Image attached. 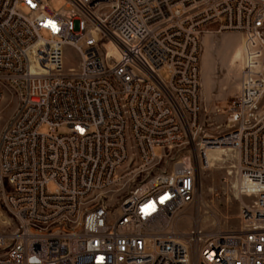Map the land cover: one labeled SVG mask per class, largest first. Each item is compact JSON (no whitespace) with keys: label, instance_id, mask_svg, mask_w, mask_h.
<instances>
[{"label":"built area","instance_id":"built-area-1","mask_svg":"<svg viewBox=\"0 0 264 264\" xmlns=\"http://www.w3.org/2000/svg\"><path fill=\"white\" fill-rule=\"evenodd\" d=\"M47 1L0 0V103L16 100L0 131V264H264V0ZM211 27L244 46L215 135L201 123ZM226 151L249 200L239 229L204 228L196 209L179 230L198 169Z\"/></svg>","mask_w":264,"mask_h":264},{"label":"rangeland","instance_id":"rangeland-1","mask_svg":"<svg viewBox=\"0 0 264 264\" xmlns=\"http://www.w3.org/2000/svg\"><path fill=\"white\" fill-rule=\"evenodd\" d=\"M65 0H48V9L58 12L65 7ZM209 33L201 38V123L203 132L215 135L224 132L227 118L224 116L227 104L230 103L239 91L240 61L243 60L244 46L241 36L236 32L216 33V27L208 29ZM47 38L46 34L42 35ZM240 49V58L232 63L233 52ZM62 61L65 71L69 68L77 69L80 57L71 46L62 48ZM161 78L167 82L169 75L166 69L159 71ZM16 105L14 96L6 92L0 103V131L11 115ZM46 131L45 128L41 132ZM156 156L162 154L161 148H155ZM218 160V158H217ZM212 160H210L211 162ZM172 162L161 163L160 169H171ZM234 154L226 151L218 161L209 169H198L199 196L196 203L191 206L180 218L176 227L179 230L188 229L192 218L198 212L202 226L207 229L218 228L222 230H238L239 215L242 203L248 199L242 197L235 181ZM52 190L53 187L50 186Z\"/></svg>","mask_w":264,"mask_h":264},{"label":"bare ground","instance_id":"bare-ground-1","mask_svg":"<svg viewBox=\"0 0 264 264\" xmlns=\"http://www.w3.org/2000/svg\"><path fill=\"white\" fill-rule=\"evenodd\" d=\"M239 56H240V53L238 52L237 54H236V57L237 58H239ZM221 153L220 152H218V151H210L209 153H208V158H209V160H212V159H215L214 157L215 156H219ZM199 193V192H198ZM199 196V195H198Z\"/></svg>","mask_w":264,"mask_h":264},{"label":"crops","instance_id":"crops-1","mask_svg":"<svg viewBox=\"0 0 264 264\" xmlns=\"http://www.w3.org/2000/svg\"><path fill=\"white\" fill-rule=\"evenodd\" d=\"M238 52L240 53V49H239V50H238V49H235V50H234V52H233V60H232V63H236V62L238 61V59L240 58V56H239V58L236 57V54H237ZM240 55H241V53H240Z\"/></svg>","mask_w":264,"mask_h":264}]
</instances>
